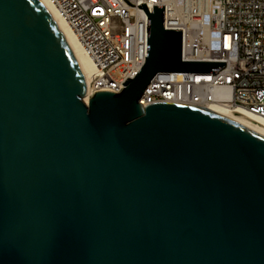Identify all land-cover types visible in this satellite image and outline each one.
I'll return each instance as SVG.
<instances>
[{
    "label": "water",
    "instance_id": "95a60500",
    "mask_svg": "<svg viewBox=\"0 0 264 264\" xmlns=\"http://www.w3.org/2000/svg\"><path fill=\"white\" fill-rule=\"evenodd\" d=\"M148 15L146 61L87 83L40 0H0V264H264V132L218 107L139 99L183 61Z\"/></svg>",
    "mask_w": 264,
    "mask_h": 264
},
{
    "label": "built area",
    "instance_id": "2783aa9c",
    "mask_svg": "<svg viewBox=\"0 0 264 264\" xmlns=\"http://www.w3.org/2000/svg\"><path fill=\"white\" fill-rule=\"evenodd\" d=\"M95 66L87 83L121 92L146 61L148 15L182 29L183 61H225L213 72L157 73L139 102L240 107L264 118V0H48ZM90 96V97H91Z\"/></svg>",
    "mask_w": 264,
    "mask_h": 264
},
{
    "label": "bare ground",
    "instance_id": "6f19581e",
    "mask_svg": "<svg viewBox=\"0 0 264 264\" xmlns=\"http://www.w3.org/2000/svg\"><path fill=\"white\" fill-rule=\"evenodd\" d=\"M40 1L49 11L52 18L54 19L59 29L61 30L62 34L64 35V38L66 39L71 51L73 52L74 56L76 57L79 63V66L85 77L86 83H88L95 71L94 64L92 63L91 59L87 56V54L83 50L81 44L79 43L71 27L57 14V12L53 8V6L49 3V1L48 0H40ZM90 96H91V92L87 91L84 97V101L86 103L89 102ZM217 110L229 116H232L238 120H241L264 132V118L263 117L255 115L240 107L221 106L220 108H217Z\"/></svg>",
    "mask_w": 264,
    "mask_h": 264
}]
</instances>
